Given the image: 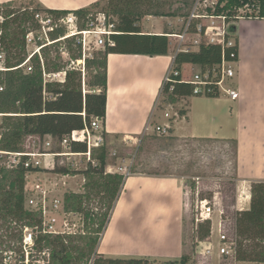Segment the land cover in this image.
Returning a JSON list of instances; mask_svg holds the SVG:
<instances>
[{"label": "trees", "instance_id": "obj_1", "mask_svg": "<svg viewBox=\"0 0 264 264\" xmlns=\"http://www.w3.org/2000/svg\"><path fill=\"white\" fill-rule=\"evenodd\" d=\"M17 0H10L0 4V45L8 54L9 63L13 59L21 62L26 57L25 36L32 24L34 12L48 11L56 15L66 14L68 10H56L42 7L40 4L25 7L17 11L14 4ZM104 11L108 16H116V29L118 33L111 36L114 44L106 41L103 56L98 66L87 68L86 77L93 79L86 81L90 86L85 92L82 89L81 73L76 69L67 70L66 80L63 83L47 82L44 90V80L41 66L27 75L19 74L17 70L8 71L7 85L11 91L0 92V107L5 109L10 101L18 102L21 115L17 122L10 123V133L5 137L4 150L20 151L25 136H39L43 138L50 135L61 141L63 137L73 130L84 128L94 117L105 120L107 108V57L110 53H134L147 55H163L169 52V38L165 33H142L139 21L147 15L156 16H185V11L193 0H105ZM180 2L183 6L173 8L174 3ZM71 10L81 18L89 20L94 15L91 8L99 5ZM32 4H34L32 2ZM248 7L251 9L245 17L264 18V0H218L214 9L209 8L214 15H224L228 23L226 37L233 38L236 45L223 47L219 43H202L198 49L180 51L174 59V66L182 68L184 63H192L201 69L213 68L218 65L223 56L227 59L230 53L238 50L236 36L238 9ZM230 19H235L230 21ZM87 22V24H88ZM50 53H45L46 67L52 71L61 70L65 65L56 61H48ZM59 59V56H56ZM88 61V59H86ZM16 63V64H17ZM103 72H100V69ZM79 75V80L76 81ZM163 94L170 102H176L182 96L193 95V85L189 82H178L172 92L165 88ZM13 95L15 97L13 98ZM86 112L84 117L82 112ZM235 143L236 140L234 139ZM72 152L83 153L87 151V143L73 141L70 143ZM100 152L93 157L97 164L89 162L87 169L71 170L66 166H59L54 170L62 174L85 175L89 183L86 188L89 194L102 195L103 203L110 202L109 208L103 213L90 210L84 212L86 218V232L68 237L38 235L36 247L49 248L51 251V264H109L111 257H106L97 251V245L110 218L111 211L123 187L125 176L122 173L107 172V150L103 146ZM93 153V152H92ZM92 157V158H93ZM37 168H9L0 165V249L6 243L18 244L22 241L21 226H36L41 223V212L27 209L25 206L26 175ZM86 195L75 193L66 196L67 208L83 212V202ZM235 219V253L239 261H254L264 263V180L252 182L250 207L239 213ZM188 261L185 250L180 260H168L169 264H181ZM1 263V258H0Z\"/></svg>", "mask_w": 264, "mask_h": 264}, {"label": "rangeland", "instance_id": "obj_2", "mask_svg": "<svg viewBox=\"0 0 264 264\" xmlns=\"http://www.w3.org/2000/svg\"><path fill=\"white\" fill-rule=\"evenodd\" d=\"M218 0H193L191 5L185 10L190 12L185 16H144L139 24L141 29L152 30L156 32H173L181 33L192 12L203 15L212 14L208 9H214ZM32 2L34 4H32ZM106 1L101 0L99 5L92 7L91 12L94 18L98 12L104 11ZM37 5L35 0H17L14 8L17 11H23L25 7ZM183 6L180 2H176L173 8ZM251 9L243 7L237 10L235 14L245 17L250 13ZM113 21H117V17L110 16ZM146 19V20H145ZM145 20V25H144ZM213 20L215 22L213 23ZM235 19H230L234 21ZM196 21V20H195ZM88 19L81 18L80 29L87 27ZM222 19H212L210 17L200 18L193 25V30L196 23L202 24L205 27L208 25L222 24ZM34 29L37 28L34 19L29 23ZM36 33L37 29H36ZM67 29L62 28L52 35L53 38L65 35ZM79 38L82 35L73 37H65L57 43L45 47L41 53L45 59V53H50L48 61H56L61 65H65V70L76 69L81 73L82 89L85 92L90 88L86 81L93 79L91 76L86 77L87 68L98 66L100 57L103 56L104 46L95 44V39L90 36L86 48L80 42ZM169 38V49L171 53L177 50V39ZM192 36L188 37L190 41ZM38 42H42L39 38ZM205 41V38L203 39ZM32 47L30 50H33ZM195 49H198L195 48ZM59 56V59L56 58ZM88 59V61H86ZM18 59H13L9 64L14 65ZM38 60H34V65L38 69ZM184 65V64H183ZM61 68V70H63ZM199 70L198 66L188 63L183 66V75L188 77L189 70ZM47 70H50L47 68ZM19 74L27 75L25 69L17 70ZM103 72V69H100ZM9 72L0 73V81L5 86L4 91H11V86L7 85L6 81L9 77ZM76 81L79 80V75ZM63 83V82H52ZM3 92V91H2ZM15 95H13V98ZM207 96L191 95L189 100L193 103V128L195 134L200 136H231L233 128L227 122H224L225 128L219 131L214 121L213 116H204L203 110L206 107L203 99L197 98ZM165 94H162L160 103L154 117L150 122L149 129L137 140H114L105 135L106 143L103 146L107 150V166L106 171H109L108 164H116L118 167L117 173H122L125 176L127 169L130 174L145 173L150 175L176 176L185 186L186 189V211H185V256L192 264H263L254 261H239L234 255L220 254V236L226 234L230 240L235 238V219L239 217L243 210L250 207L252 182L249 183L248 190L246 184L241 182L236 172V143L233 138H209V137H191L184 134L190 131V124L184 120L180 113L186 112L188 105L187 100L177 99L176 104L170 105ZM173 106V107H172ZM204 108V109H203ZM209 111V109H205ZM18 102L10 101L7 108L0 107V165H9L13 156L12 151L4 150L5 137L10 133V123L17 122V116L21 115ZM168 112L170 118L165 117ZM176 114V115H175ZM218 120H221L222 115L216 114ZM171 123L172 128L168 134L155 131L157 124ZM173 126H176L178 131H173ZM174 132V133H173ZM40 138L39 136H25L22 140L20 151L37 152L45 151H62L71 152L60 144L56 138ZM51 140V146H46L45 142ZM49 147V148H48ZM100 149H93L91 160L81 153L68 154L64 156L48 157L45 162L42 157V165L48 163V168L40 166L39 171H31L26 175L25 195L26 199L32 196H37L43 191H46L48 199L61 198L66 195L72 196L73 193L80 195L85 194L83 212L71 213L70 219L73 221L81 220L85 217L87 210L95 213H103L109 208L110 202L103 203L102 195L89 194L86 185L89 181L81 172L77 174H62L54 169L59 166H66L71 170L77 169L83 171L87 169L88 164L92 161L97 164L98 161L93 157L98 154ZM114 153H116L114 155ZM94 154V155H93ZM93 157V158H92ZM115 171V170H114ZM116 172V171H115ZM203 202L210 203L213 207L212 213L208 218H204L199 224L196 223L197 213L200 210L199 204ZM247 202V203H246ZM64 215V214H63ZM140 222L150 221L149 213L138 218ZM129 221L130 218H129ZM108 224V223H107ZM221 224V226H220ZM145 235L152 236V230L148 228L144 231ZM212 246V253L206 254L208 247ZM183 252V251H182ZM181 255L175 256L169 260H180ZM112 258V257H111ZM109 264H169L166 259L153 258H112Z\"/></svg>", "mask_w": 264, "mask_h": 264}, {"label": "crops", "instance_id": "obj_3", "mask_svg": "<svg viewBox=\"0 0 264 264\" xmlns=\"http://www.w3.org/2000/svg\"><path fill=\"white\" fill-rule=\"evenodd\" d=\"M7 1L10 0H0V4ZM35 1L44 8L71 11L101 0ZM236 25L238 61L234 86L240 93L239 98L232 100L226 94L207 96L206 99L197 97L203 99L205 109H209L203 108L202 114L213 116L211 119L217 123L219 131L227 122L232 126L233 134L219 137L195 134L191 95L179 98L187 100L190 105L186 112L180 114L190 124V131L184 134L186 136L236 140V172L248 190L250 182L264 180V18L241 16ZM142 33L160 32L142 29ZM174 59L175 53L170 50L168 54L154 56L108 54L106 136L114 140L135 141L149 129L162 98L165 76ZM173 104L176 102L170 105ZM215 110L216 114L222 115L221 120L216 117ZM173 131H178L176 126H173ZM117 167L116 164H108L110 172H117ZM185 211L186 189L178 177L130 174L125 177L97 251L112 258L173 259L185 250ZM145 213H149L150 221L140 222L138 218ZM148 228L152 230V236L145 235Z\"/></svg>", "mask_w": 264, "mask_h": 264}, {"label": "built area", "instance_id": "obj_4", "mask_svg": "<svg viewBox=\"0 0 264 264\" xmlns=\"http://www.w3.org/2000/svg\"><path fill=\"white\" fill-rule=\"evenodd\" d=\"M218 2V1H217ZM216 2V4H217ZM210 17L212 19H222V24L208 25L205 27L202 24L196 23L193 30V25L197 20L204 17ZM240 18L241 16H237ZM33 19L37 26L36 29L30 28L25 36L26 42V57L19 63L11 65L8 61V54L5 48L0 45V73L14 70L25 69L27 73H33L37 68L34 65V60H38V64L41 66L42 76L44 80V90L46 89L47 82H65L67 70H47L45 59L41 53V50L47 46L59 42L65 37H73L82 35L79 38L80 42L86 48L90 36L95 39V44L98 46H104L106 41L110 44H114L111 36L118 33L116 29V23L105 12H98L94 18V15L89 20L87 27L80 29V17L74 12L70 11L66 14L56 15L48 11L37 10L34 12ZM196 20V21H195ZM0 21H3V17L0 16ZM215 20H213V23ZM67 29L65 35L53 38L52 35L58 32L60 29ZM228 31V23L224 15L208 14L203 15L196 12H192L189 19L181 33L167 32L166 35L171 38H176L177 50L175 56L180 51L194 50L202 43H219L222 45L223 50L226 47L236 45V41L233 38H227L226 33ZM192 36L188 41V37ZM39 38L42 42H38ZM205 38V41L203 40ZM34 47L33 50H30ZM230 58L222 56L221 62L213 68H206L190 71V75L185 77L181 69L176 68L174 65L169 69L165 76L162 92L165 88H168L169 92H172L175 85L178 82H189L193 85V95L202 96H219L222 94L228 95L232 100L239 98L240 93L234 86V78L236 77V63L238 61V50H234L230 53ZM37 64V65H38ZM5 90V86L0 81V92ZM83 116H86V112H82ZM3 116V113H0ZM165 117L170 118L168 112L165 113ZM172 128L171 123L157 124L155 131L159 133L168 134ZM50 136V135H49ZM51 140L52 137L50 136ZM1 139V137H0ZM47 140L46 146H51L52 141ZM73 141H83L87 143V151L81 153L82 156H86L91 160L93 149L100 148L105 145V130L104 120L99 117L91 119L90 123L85 124L84 128L73 130L70 134L63 137L60 144L70 148V143ZM49 148V147H48ZM13 156L11 162L7 167L17 168L24 166L25 168H37L44 166L48 168V163L42 165V157L45 160L52 156H64L68 154H77V152H62V151H45L39 150L37 152H23L12 151ZM116 153H114L115 155ZM130 175V171L127 169L125 177ZM67 195L61 198L48 199L46 191H43V195L32 196L25 199V206L27 209L41 212V223L36 226L24 225L21 226L22 241L18 244H11L8 246L6 243L0 249V264H51V251L49 248L39 249L36 247V239L38 235H50L68 237L76 234H84L86 232V218L73 221L70 219L71 213H77L79 211L69 210L67 208L68 201ZM200 210L197 213L196 223L197 225L204 218H208L212 213L213 207L210 203L203 202L199 204ZM64 214V215H63ZM221 226V224H220ZM220 254L234 255L235 242L230 240L226 234L220 236ZM212 246L208 247L206 254L212 253ZM91 260L88 264H92ZM181 264H192L190 261L183 262ZM264 264V263H263Z\"/></svg>", "mask_w": 264, "mask_h": 264}]
</instances>
